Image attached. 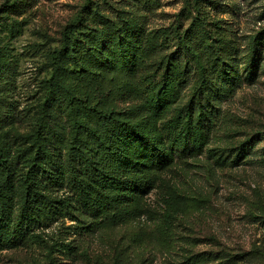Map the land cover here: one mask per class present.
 <instances>
[{
  "label": "trees",
  "instance_id": "16d2710c",
  "mask_svg": "<svg viewBox=\"0 0 264 264\" xmlns=\"http://www.w3.org/2000/svg\"><path fill=\"white\" fill-rule=\"evenodd\" d=\"M134 1L120 7L83 0L58 44L45 52L48 76L30 131L10 128L13 116L0 109V255L20 250L26 252L23 264H35L31 254L44 250L55 264L58 252H87L73 240L50 236L52 226L71 221L66 229L79 235L109 238L143 218L146 223L130 230L135 245L174 249L177 222L207 202L188 193L180 175L202 157L215 170L245 163L264 140L261 128L238 143L212 147L222 101L239 87L242 57L245 71L253 70L264 32L243 56L230 31L205 13L215 0H184L168 24L156 27L143 12L153 0ZM11 6L2 4L0 13ZM114 30L111 42L102 43ZM257 252L212 255L220 259L216 264H235ZM202 259L192 254L181 264Z\"/></svg>",
  "mask_w": 264,
  "mask_h": 264
},
{
  "label": "rangeland",
  "instance_id": "374dc122",
  "mask_svg": "<svg viewBox=\"0 0 264 264\" xmlns=\"http://www.w3.org/2000/svg\"><path fill=\"white\" fill-rule=\"evenodd\" d=\"M7 1V2H6ZM116 6L136 4L134 0H112ZM184 0H153L143 12L148 25L168 24L183 7ZM217 6L205 10L212 20H219L238 42L241 54L247 52L252 40L264 32V0H215ZM0 13V45L5 71L0 74V109L13 116L9 127L17 132L30 131L35 122L36 106L42 95V82L47 78L45 52L58 44L61 31L79 13L83 0H0L10 4ZM6 9H9L7 12ZM110 11L109 8L106 12ZM208 19L212 34H218ZM188 21V20H187ZM190 22L188 23V25ZM13 25V27H12ZM102 30L104 25L98 24ZM117 31L106 32L102 43L111 42ZM240 84L232 97H225L217 121L218 144H233L264 128V45L254 59V68L245 71L242 57ZM67 67L70 65L66 62ZM75 87L82 84L75 76H66ZM65 132V130H63ZM264 140H257L248 161L228 169H209L202 157L197 166L180 175L182 187L195 197L207 199L204 207L183 216L177 222L174 249H148L135 245L131 231L120 228L109 238L95 232L79 235L73 222L58 223L47 232L50 236L74 241L86 255L56 253L55 264H181L192 254H203L199 264H216L220 259L213 252L222 249L237 254H250L235 264H264ZM155 197H152L154 200ZM152 202V201H151ZM65 226V229H63ZM35 264H50L45 251L31 254ZM26 252L5 251L0 264H23Z\"/></svg>",
  "mask_w": 264,
  "mask_h": 264
}]
</instances>
